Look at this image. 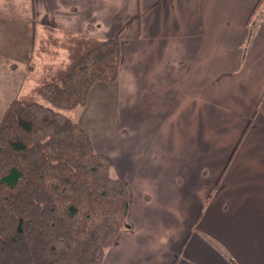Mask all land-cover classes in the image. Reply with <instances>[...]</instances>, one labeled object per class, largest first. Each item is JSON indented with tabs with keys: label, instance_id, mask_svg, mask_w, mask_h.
<instances>
[{
	"label": "crops",
	"instance_id": "obj_1",
	"mask_svg": "<svg viewBox=\"0 0 264 264\" xmlns=\"http://www.w3.org/2000/svg\"><path fill=\"white\" fill-rule=\"evenodd\" d=\"M30 1L31 17L19 16L31 31L121 42L118 80L67 113L130 191V227L103 264H264L260 0ZM14 13H0V47L8 29L17 36ZM31 37L0 56L16 85L4 102L0 83V111L22 91Z\"/></svg>",
	"mask_w": 264,
	"mask_h": 264
},
{
	"label": "trees",
	"instance_id": "obj_2",
	"mask_svg": "<svg viewBox=\"0 0 264 264\" xmlns=\"http://www.w3.org/2000/svg\"><path fill=\"white\" fill-rule=\"evenodd\" d=\"M36 29L28 76L0 125V264H103L130 227V191L67 113L96 83L118 80L121 42Z\"/></svg>",
	"mask_w": 264,
	"mask_h": 264
},
{
	"label": "rangeland",
	"instance_id": "obj_3",
	"mask_svg": "<svg viewBox=\"0 0 264 264\" xmlns=\"http://www.w3.org/2000/svg\"><path fill=\"white\" fill-rule=\"evenodd\" d=\"M0 6L2 7V8H0V13L3 17L5 15H7V12L9 10L14 11L17 14V16L19 17V21L17 23L16 29H14V27L12 29L13 31L14 30L17 31V36H15L14 33L8 29V37L4 38L6 40L2 39V41H1L2 43H1V47H0V56H1L2 60L7 61L5 58L9 55L6 54L5 52H6V50H8V53L11 51V48H10L11 44L15 43L18 46V49H20L23 46V42H29V40L32 38L31 35L33 36L34 33L38 30L36 28H35V30L33 29L32 31L30 28L27 29L26 28V26H27L26 25V19H24L22 16H19V15L24 14L25 17H28V18L31 17V1L30 0H0ZM263 14H264V4L260 8L259 13L257 14V17L254 19L253 22L259 21L260 17ZM20 19H21V21H20ZM7 24L9 26V23H7ZM37 33H36V35H37ZM28 36H29V40H28ZM28 64H29V62H28ZM27 76H28V73H27ZM14 78H15V76H13V79ZM9 81H10L9 74L0 72V83H7V85H8L6 88L5 96L3 97L4 102L6 101L7 98H11L10 95L13 96V92L16 91V85L15 84L10 85ZM11 86H12V88H10ZM15 99L16 98H14L13 100H15ZM10 100H12V99H10ZM2 105H4L3 102H2ZM8 106H10V105H8ZM8 106L6 107V109L8 108ZM6 109H5V107H2V109L0 111L2 116L4 115ZM82 113H83V110L78 109V110L72 112V115H73V117L76 116L79 119L81 117Z\"/></svg>",
	"mask_w": 264,
	"mask_h": 264
}]
</instances>
